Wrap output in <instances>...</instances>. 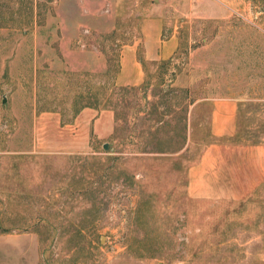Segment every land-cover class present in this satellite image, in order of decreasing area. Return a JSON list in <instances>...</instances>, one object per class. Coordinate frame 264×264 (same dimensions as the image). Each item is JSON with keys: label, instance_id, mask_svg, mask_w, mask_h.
<instances>
[{"label": "rangeland", "instance_id": "1", "mask_svg": "<svg viewBox=\"0 0 264 264\" xmlns=\"http://www.w3.org/2000/svg\"><path fill=\"white\" fill-rule=\"evenodd\" d=\"M151 15L178 39L172 62L147 61L109 108L83 106ZM232 95L238 137L263 140L264 0H0V264H264V182L235 200L185 191L211 140L194 102ZM85 108L112 110L108 137Z\"/></svg>", "mask_w": 264, "mask_h": 264}, {"label": "crops", "instance_id": "2", "mask_svg": "<svg viewBox=\"0 0 264 264\" xmlns=\"http://www.w3.org/2000/svg\"><path fill=\"white\" fill-rule=\"evenodd\" d=\"M163 26L161 16L151 15L143 19L138 40L125 44L120 50V69L115 78L117 85L136 86L143 82L144 71L137 57L139 43L142 44L146 61L172 58L178 47V39L173 32L164 34ZM204 101L210 107L208 134L211 140L204 144L199 154L186 167V195L200 200H235L247 197L264 182V139L247 141L238 137L241 105L238 97L203 96L195 100L194 106ZM92 110L95 112L92 113ZM81 113L91 117L88 122L91 124L92 121L93 133L97 139L106 138L112 133V110L85 108ZM83 120L85 118H80L71 126L72 135L79 134L80 124L85 129ZM81 146L74 141L63 145V149L77 150Z\"/></svg>", "mask_w": 264, "mask_h": 264}, {"label": "trees", "instance_id": "3", "mask_svg": "<svg viewBox=\"0 0 264 264\" xmlns=\"http://www.w3.org/2000/svg\"><path fill=\"white\" fill-rule=\"evenodd\" d=\"M51 1V0H50ZM33 8H31L30 10H32ZM41 8H39V6H37L36 4V21L35 24L40 25L44 23V17L41 13ZM105 39H111L110 42V50L112 55H109V52L107 51V49H105V47H102L101 50L102 52L106 55V59L109 62L112 58H114V54H115V50H116V46L117 44L114 41V36H112V34H104ZM138 60L141 62L142 65H144L147 61L144 59L143 53L141 50H138ZM172 61H170V59H166L164 60L163 63L160 64H168L171 63ZM165 67V66H164ZM113 69L108 65L106 72L104 73V76L106 78V80L104 81V83H97V85H93L92 87V91L90 93V100L88 101V103L86 105L83 106H89V107H93V108H109V106H112V97L115 94H122L126 91H132L134 90L135 87L138 86H120L117 85L115 82V74ZM141 86V85H140ZM187 92V90H185ZM192 100V99H191ZM192 102V101H191ZM157 109V106L156 108ZM154 109V110H155ZM77 112V111H76Z\"/></svg>", "mask_w": 264, "mask_h": 264}, {"label": "water", "instance_id": "4", "mask_svg": "<svg viewBox=\"0 0 264 264\" xmlns=\"http://www.w3.org/2000/svg\"><path fill=\"white\" fill-rule=\"evenodd\" d=\"M104 147H106V145Z\"/></svg>", "mask_w": 264, "mask_h": 264}]
</instances>
